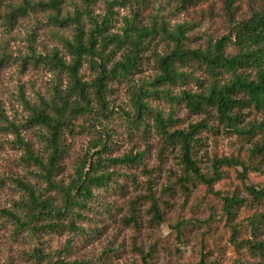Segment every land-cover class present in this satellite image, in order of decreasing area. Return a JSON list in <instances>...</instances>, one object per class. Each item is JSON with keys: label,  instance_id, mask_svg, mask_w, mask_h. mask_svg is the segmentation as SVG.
I'll return each instance as SVG.
<instances>
[{"label": "trees", "instance_id": "obj_1", "mask_svg": "<svg viewBox=\"0 0 264 264\" xmlns=\"http://www.w3.org/2000/svg\"><path fill=\"white\" fill-rule=\"evenodd\" d=\"M164 1L0 0V70L16 63L21 71L49 75L29 94L19 86V118L8 117L0 104V133L12 136L8 143L19 154L18 173L0 176V187L12 193L0 207V228H10L12 239L34 242L66 234L55 264H89L66 257L95 207L103 206L110 217L114 207L101 200L103 194L123 193L117 180L134 184L137 171L148 180L153 176L145 148L113 155L119 132L144 145L150 137L149 147L159 159L172 155L176 160L178 169L168 170L159 197L148 182L139 194L150 221L165 222L171 194L186 204L202 186L204 196L216 203L207 204L202 225L208 230L214 218L225 219L237 251L230 264H264V185L249 183L250 174H264V0L247 16L239 15V0H222L226 33L216 38L196 37L195 23L173 18L208 0ZM24 20L30 22L27 51L15 57L5 35ZM39 30L52 40L50 47L37 49ZM119 88L127 94L124 105L116 102ZM189 115L198 119L185 124ZM77 135L89 138L80 152L72 150ZM208 135L230 138L236 148L215 154L203 166L198 153ZM71 159L65 181L64 166ZM229 171L241 190L216 188ZM129 208V220L140 225L136 204ZM188 222L175 223L177 239L182 240ZM148 255L142 254L143 264ZM206 255L201 252L198 264H224L218 258L207 263ZM52 257L38 245L32 249V264H52Z\"/></svg>", "mask_w": 264, "mask_h": 264}, {"label": "rangeland", "instance_id": "obj_2", "mask_svg": "<svg viewBox=\"0 0 264 264\" xmlns=\"http://www.w3.org/2000/svg\"><path fill=\"white\" fill-rule=\"evenodd\" d=\"M164 3H167L166 0ZM257 3L258 0H239V15L247 16ZM120 12L125 13L126 11L121 10ZM173 18L175 22L190 21L195 23L194 34L196 37L211 35L216 38L226 33V18L222 0H208V3L187 12L177 13ZM29 24V21L24 20L10 34L5 35L8 40V50L15 57L27 51V25ZM197 41L196 43H200L202 40ZM35 44L38 50H42L41 46L50 47L52 40L42 30H39ZM148 73L150 72H145V74ZM47 80H49L48 74L36 69L21 71L17 68L16 63L0 70V104L5 114L10 118L21 116L22 112L16 103L19 86L23 85L29 94L32 87L41 89ZM115 97L116 102L121 105L127 101V94L122 88L116 90ZM178 114L182 117L185 113L178 112ZM187 119L195 121L198 118L189 115L185 117V124L188 122ZM119 133L118 144L112 149L113 155L136 153V151L145 148L147 150L145 161L153 176L151 180H148L147 175H144L142 171H137L134 181L136 186L129 179H118L117 182L123 189V193H117L114 189L105 192L101 198L114 207L110 212V217L103 213V206L95 207L97 212L91 213L90 220L82 224L85 233L81 236H74L71 255L66 259L88 261L89 264H143L142 254L148 253V264H198L201 252L207 253L205 256L207 263L218 258L224 264H230L236 259L237 251L235 252L230 245V234L225 219L214 218L210 222L208 230L206 226L202 225L209 215L207 204L214 202L210 196H204L202 186L194 190L191 199L186 204L179 194H171L167 199L168 207L165 222L162 225L156 226L149 220L147 204L139 198V194L144 193L142 187L148 182L154 194L159 197L162 187L167 184L168 170L176 171L178 169L176 160L172 155L159 159L155 149L149 147L151 145L148 143L153 144L150 137L148 143L144 145V140L137 139L136 136L129 137L123 132ZM11 139V135L0 133V176L5 174L12 177L19 171L16 160L19 154L8 143ZM88 142V137L77 135L73 139L72 150L74 152L83 151ZM235 148L236 144L230 138L208 135L204 140V146L198 153L204 160L201 164L206 166L208 165L206 161L210 157L215 154H230ZM72 162L73 159L64 166L62 176L65 181L72 173ZM227 176L216 185V188L230 192L236 188L242 189L232 171ZM249 183L264 185V174H250ZM11 199V191L6 186H1L0 207L6 206ZM133 199L137 201L135 202ZM131 202H134L138 208L140 225H135L129 220ZM213 204L216 206V203ZM216 212V215L219 214V211ZM240 215L243 217L242 212ZM181 219L189 221L182 240L177 239L174 232L175 223ZM66 241V234L43 236L36 242L30 238L12 239L10 238V228L1 227L0 264H32L31 254L35 245L40 246L45 253L52 255L51 261L52 264H55L58 257L55 252L63 249Z\"/></svg>", "mask_w": 264, "mask_h": 264}]
</instances>
